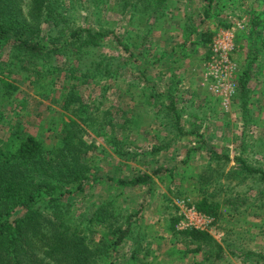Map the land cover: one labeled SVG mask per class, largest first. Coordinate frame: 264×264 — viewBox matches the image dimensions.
Masks as SVG:
<instances>
[{
    "label": "rangeland",
    "instance_id": "obj_1",
    "mask_svg": "<svg viewBox=\"0 0 264 264\" xmlns=\"http://www.w3.org/2000/svg\"><path fill=\"white\" fill-rule=\"evenodd\" d=\"M63 1L71 26L104 33L111 31L103 48L108 56L128 57L115 37L126 43L129 37L136 38L138 32H145L152 24L153 29L145 38L148 55L152 59L161 58L157 67H151L152 78L161 93L169 90L166 81L160 78L163 72L176 74L180 80L182 77L188 82V79L195 80L194 90H187L181 82L176 99L185 131L198 135L179 136L168 148L158 151L175 136L160 125L158 109L163 100L151 96L152 82L140 78L134 67L116 79L99 83L90 80L82 84L69 82L63 70L64 61L60 60L62 71L50 74L46 70L43 74L47 77L36 87L38 76L34 71L23 70L14 60L12 49L6 46L0 48V80L14 85L17 90L9 100H1L5 125L0 128V142L14 138L11 135V127H14L13 132H27L46 145H57L62 138V119H67L62 93L70 87L69 83H79L80 100L87 103L91 111L99 107L104 115L98 117L99 129H88L86 140L96 146L89 155L91 180L83 191L71 197L72 213L92 215L99 203L113 205L114 212L132 229L114 264H202V256L175 243L167 227L174 217H182L176 225L179 231L195 219L192 210H197L195 204L201 194L199 177L209 166L220 171L216 172V179L222 190L218 193L215 190V179L207 187L208 196L211 193L212 198L221 203V217L218 220L211 217L212 225L206 231L230 253L217 264H264V207L256 191L258 187L264 188V184L253 177L245 178L243 184L227 177L230 172L239 171L237 158L264 172V53L260 52L252 68L246 112L235 98L237 94L225 109L222 102L208 92L205 80L211 46L217 34L232 28L236 36L244 32L248 37L243 38L230 55L237 67L238 93L239 75L250 60L251 19L246 11L249 12L253 1L230 0L233 3L227 2L224 6L217 0L219 4L215 2L210 7L209 0H168L162 14L153 16L151 10L145 11L142 1L137 3L138 10L123 8L121 0ZM27 11L28 7H24L23 13ZM48 27V24L44 26L46 30ZM206 30L215 31L209 45L201 43V33ZM50 86L52 92H48ZM109 135L116 144L107 142ZM199 135L204 137L209 149L229 156L230 160H221L219 164L212 159L201 146ZM118 148L127 155L117 154L114 149ZM143 175H149L152 180L137 187H122L119 183ZM229 184L232 193L227 189ZM232 194L248 201L239 206L238 214L232 213L230 205L223 204ZM137 234L142 243L140 252L135 251ZM95 239L97 241L98 236Z\"/></svg>",
    "mask_w": 264,
    "mask_h": 264
},
{
    "label": "trees",
    "instance_id": "obj_2",
    "mask_svg": "<svg viewBox=\"0 0 264 264\" xmlns=\"http://www.w3.org/2000/svg\"><path fill=\"white\" fill-rule=\"evenodd\" d=\"M139 1L144 3L146 12L151 10L153 16L162 14L168 0H151L152 3L149 0H121L123 8L133 7L135 10ZM221 1L227 6V2L232 4L236 0ZM252 1L249 12L246 11L251 19L250 60L239 75V88L235 97L245 112L251 95L252 68L259 60L260 52L264 53V0ZM215 2L219 4L217 0H209L208 4L212 7ZM24 7H28L25 14ZM70 19L63 0H0V48L10 47L17 64L26 72L34 71L38 76L36 87L41 86L47 77L43 74L46 70L50 74L62 71L60 60L64 61L63 70L69 82L82 84L90 80L99 83L116 79L122 72L134 67L140 78L145 77L147 82H152L151 96L163 100L158 109L160 125L175 136L158 151L168 148L179 136L198 135L193 131H185L182 125L183 117L176 99L182 80L173 74L169 90L161 93L152 78V68L161 62V58L152 59L148 55L145 38L151 33L152 24L147 26L145 32H138L136 38L129 37L126 43L115 37L122 51L128 55L124 57L103 53L104 43L112 35L111 31L104 33L87 27L75 28L70 25ZM47 24L48 30L44 28ZM224 27L228 28L229 25ZM214 35L215 31H204L201 33V43L209 45ZM246 37L244 32L238 34L236 45ZM160 78L163 79L162 76ZM69 84L70 87L62 93L67 119H62V138L57 145H46L27 132H13L14 127H11L14 138L6 143L0 142V264H114L132 231L127 222L114 212L110 202L99 203L92 215L76 216L72 213L71 197L83 191L91 180L89 155L96 146L86 140L88 129H99L101 125L98 117L104 114L100 113L99 107L91 111L89 105L80 100L79 83ZM50 87L48 92L53 91ZM16 90L14 85L0 80V128L5 125L1 100H9ZM199 136L201 146L212 159L219 161V164L221 160H230L229 156L219 155L209 149L204 137ZM107 137L110 145L117 143L111 135ZM114 150L120 156L127 155L122 149ZM236 162L239 171L236 169L227 177L240 184L245 178L253 177L264 184L262 170L248 165L241 158H237ZM205 172L199 177L201 194L195 206L199 213L218 220L221 217V203L213 199L211 193L210 199L207 185L215 179V190L217 193L222 190L221 183L216 179V172L220 171L212 170L209 166ZM224 172L222 169L221 173ZM150 180L149 175H143L119 183L122 187H137ZM230 184L227 189L232 193ZM256 191L263 208L264 188L258 187ZM247 202L240 195L232 194L223 204L230 205L231 212L238 214L239 206ZM181 218L174 217L167 227L175 243L189 248L194 254H200L202 264H217L227 258L230 254L228 249L208 231L195 228L177 230L176 225ZM139 237L137 234L134 238L137 252L141 251L142 244Z\"/></svg>",
    "mask_w": 264,
    "mask_h": 264
},
{
    "label": "built area",
    "instance_id": "obj_3",
    "mask_svg": "<svg viewBox=\"0 0 264 264\" xmlns=\"http://www.w3.org/2000/svg\"><path fill=\"white\" fill-rule=\"evenodd\" d=\"M235 29L221 31L213 40L211 58L207 63L206 86L208 92L217 97L225 109H228L237 94V67L231 62L230 55L236 49ZM192 220L186 228L206 231L213 219L193 209Z\"/></svg>",
    "mask_w": 264,
    "mask_h": 264
},
{
    "label": "crops",
    "instance_id": "obj_4",
    "mask_svg": "<svg viewBox=\"0 0 264 264\" xmlns=\"http://www.w3.org/2000/svg\"><path fill=\"white\" fill-rule=\"evenodd\" d=\"M189 75V74H188ZM172 77H173V73H166V72H163V75H162V78H163V80H165L166 81V83H167V86H168V88H169V83H170V80L172 79ZM188 80H190L189 82L187 81V78L185 79V77L183 78L182 77V86L183 87H185L187 90H194V86L192 87V83H195V80L192 78V79H188ZM191 88V89H190Z\"/></svg>",
    "mask_w": 264,
    "mask_h": 264
}]
</instances>
